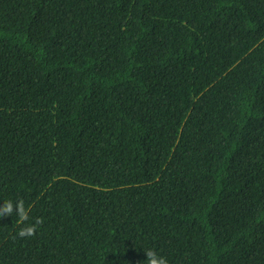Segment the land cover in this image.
<instances>
[{"label": "trees", "instance_id": "trees-1", "mask_svg": "<svg viewBox=\"0 0 264 264\" xmlns=\"http://www.w3.org/2000/svg\"><path fill=\"white\" fill-rule=\"evenodd\" d=\"M0 264H264V0H0Z\"/></svg>", "mask_w": 264, "mask_h": 264}, {"label": "clouds", "instance_id": "clouds-1", "mask_svg": "<svg viewBox=\"0 0 264 264\" xmlns=\"http://www.w3.org/2000/svg\"><path fill=\"white\" fill-rule=\"evenodd\" d=\"M15 214L18 217V221L25 226L20 228L16 234L18 239L31 238L37 231V228L43 224L42 218H35L34 222L27 223L30 219L29 209L24 206L23 200H18L15 204L11 201H5L0 205V218L12 216ZM146 264H168L167 259L158 255L153 250L145 251Z\"/></svg>", "mask_w": 264, "mask_h": 264}]
</instances>
